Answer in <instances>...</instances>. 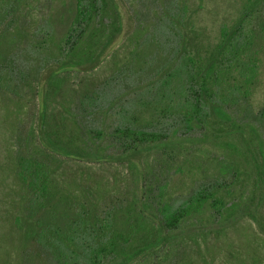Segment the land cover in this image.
Segmentation results:
<instances>
[{"label": "rangeland", "instance_id": "1", "mask_svg": "<svg viewBox=\"0 0 264 264\" xmlns=\"http://www.w3.org/2000/svg\"><path fill=\"white\" fill-rule=\"evenodd\" d=\"M117 3L123 29L100 62L89 67L86 61L87 66L47 80L46 69L60 60L59 46L74 18L75 0H0V264H54L47 248L22 235L27 197L16 176V158L27 154L50 163L62 196L86 191L102 211L126 207L145 212V217L138 218L132 247L124 257H111L108 264H264L260 142L264 141V37L257 41L260 75L253 94L247 101L224 107L226 116L210 108L204 128L182 124L177 133L169 130L166 139L143 153L137 164L62 151H79L83 143L73 118L84 94L99 90L101 107L109 109L95 114L103 127L114 126L120 112L130 107L131 115L136 110L138 117L149 120V113L140 114V105L178 44L179 32L185 30L197 48L209 52L222 25L233 24L247 5L263 11L264 0ZM110 28L93 30L74 57L90 58ZM137 48L140 54L132 60ZM42 125L46 140L56 141L60 152L44 145ZM105 145L104 141L90 146L96 150ZM148 184L151 192L146 191ZM205 185L223 186L222 213L207 209L174 231L167 244H159L157 228L150 220L157 213L159 186L165 198L179 204ZM127 256L130 261L121 262Z\"/></svg>", "mask_w": 264, "mask_h": 264}, {"label": "trees", "instance_id": "2", "mask_svg": "<svg viewBox=\"0 0 264 264\" xmlns=\"http://www.w3.org/2000/svg\"><path fill=\"white\" fill-rule=\"evenodd\" d=\"M110 25L100 48L90 58L74 57L79 44L93 30ZM122 29L117 0H75L74 18L59 46L60 60L46 69L47 80L75 67L87 66L84 64L88 62L89 67L96 66ZM263 37L264 10L255 5H247L233 24L221 26L218 40L209 52L197 48L194 38L182 30L178 44L140 105L143 106L140 114L149 113L151 118L144 121L136 110L131 115L130 107L120 112V120L114 126L103 127L95 114L109 109L101 107V95L94 89L80 98L81 118L79 111L74 112V127L83 143L79 151L62 150L63 153L137 164L143 153L166 139L169 130L177 133L182 124L190 129L204 128L211 116L210 108L219 116H226L224 107L247 101L253 94L260 75L257 41ZM139 54L137 48L132 60ZM42 105L43 119L46 112L45 104ZM261 114L264 116V109ZM41 135L48 149L59 151L56 141L46 140L43 125ZM104 141V149H91L92 143ZM260 142L264 157V141ZM16 159V176L27 197L21 224L25 240L47 248L54 264H108L111 257H124L136 239L138 218L145 217L143 210L109 207L102 211L86 191L62 196L56 190L47 160L35 154L19 155ZM150 186L145 187L146 191L151 192ZM222 191L221 185H205L176 204L165 198V190L159 186L157 213L150 217L157 228L159 244H167L174 231L207 209L222 213L225 207ZM140 204L146 206L148 201L140 200ZM130 259L127 256L121 262Z\"/></svg>", "mask_w": 264, "mask_h": 264}]
</instances>
